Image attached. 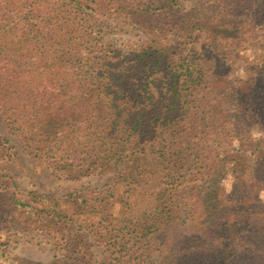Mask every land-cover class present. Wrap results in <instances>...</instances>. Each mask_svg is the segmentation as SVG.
<instances>
[{"label": "trees", "instance_id": "1", "mask_svg": "<svg viewBox=\"0 0 264 264\" xmlns=\"http://www.w3.org/2000/svg\"><path fill=\"white\" fill-rule=\"evenodd\" d=\"M228 1L200 0L202 8L213 3L215 15L190 22L204 8L180 17L165 2L144 0H0V112L32 165L58 178L79 179L134 160V171L122 168L117 185L140 169L145 141L162 137L152 152L170 166L167 175L204 182L174 203L166 199L130 227L125 219L110 220L107 196L88 187L69 193L77 206L99 213V221L92 230L96 243L80 236L65 257L85 259L98 246L99 264H255L244 257L264 253V202L257 192L264 188V137L254 140L249 123L256 117L264 126V105L257 107L254 95L263 83L255 75H233L234 45L220 31L229 26ZM96 5L147 35L206 30L203 62L181 64L172 56L177 48L167 49L155 38L135 46L108 42L109 27ZM260 75L264 80V68ZM217 131L222 141L231 145L237 139L242 148L260 153L252 166L238 150L230 190L217 181L227 157L213 146ZM12 148L0 138L3 157L10 158ZM10 183L16 184L11 176L0 175L1 208H13L24 223L40 229L59 225L57 231L70 241L71 224L56 199L40 194L24 202ZM3 245L5 264H16Z\"/></svg>", "mask_w": 264, "mask_h": 264}, {"label": "rangeland", "instance_id": "2", "mask_svg": "<svg viewBox=\"0 0 264 264\" xmlns=\"http://www.w3.org/2000/svg\"><path fill=\"white\" fill-rule=\"evenodd\" d=\"M144 2L147 4L165 2L180 12L178 14L180 17L182 14L185 16L186 12L192 11V9L203 10L204 8V14L199 12L193 16L194 19L190 18V22L191 20L196 21L197 18L206 19L208 22L215 15L213 3L209 7L204 6L202 8L201 5H198L200 0H144ZM97 12L102 20L108 24L110 32L106 38L108 42L135 46L147 38H155L167 49L174 51L173 48H177V53L172 54V56L177 58L181 64L191 62L199 64L204 60L206 44L209 42V34L206 30L177 31V33L167 34L164 38L161 35H147L138 26L130 24L129 21L113 10H106L98 5ZM225 19H228L226 24L229 26L220 31L231 37L230 42L233 43L227 44L234 45L233 52L236 59L232 69L233 75L241 80H248L255 75L256 80L263 83L260 89L254 91V95L257 97L255 103L257 107L264 105V80L260 75V71L264 68V0H229ZM181 21L184 24L190 23L185 17L181 18ZM222 44L224 45V43ZM246 87L249 88L247 85ZM249 123H252L251 135L253 139L263 138L264 126L261 125L259 118L253 117ZM219 131L216 132L214 143H212L216 150L224 153L227 157L217 181L221 187L230 190L232 182H234L232 168L235 161L233 158L238 155V150L241 151L240 154L244 163L252 166L260 153L242 148L237 139L233 140L231 145L227 141H222ZM243 131L240 132L243 133ZM241 136L243 135L241 134ZM0 138H7L9 145L13 146L10 149V158L0 154V175L11 176L16 182L14 185L10 183L11 190H15L17 196L27 203L33 201V197L40 194L56 199L63 214L68 215L65 221L69 225H73H70L69 229L70 233L73 234L71 235L73 239L71 237L69 241L67 237H62L65 231L61 233L57 231L60 228L59 225L50 230L40 229L35 224L24 223L13 208H8L7 211L4 210L6 208L0 207V242L4 243L3 250L9 259L16 260L18 263L99 264L103 256V249L98 246L92 247V251H95L94 256L89 255L85 259H82L81 255L78 259L65 257L68 247L76 243L74 239L80 238V236L87 235L89 244L96 243L94 236H92V230L94 224L99 221V213L95 214L89 205L77 206L71 200L68 194L77 189L88 187L95 190L94 193L107 196L111 203V208L107 212L110 220L118 222L125 219V225L130 227L132 222L145 221L158 208L156 206L162 204L166 199L174 203V200L181 197L183 193H188L192 187H201L204 184V182H177L171 179V175H167L170 173V166L163 160L158 163L159 154L152 152L162 141V137L148 138L145 141L144 159L136 164L140 169L135 171V175L129 180L122 181L117 185L114 182L122 168L134 171L132 168L134 160L132 162L126 160L125 164L110 163L79 179L58 178L47 170L31 164V158L24 151L22 139L8 128L1 117V112ZM206 138L209 139L210 137ZM230 149L232 150L228 151ZM226 152H230L229 155ZM127 183L130 184L126 185ZM257 192L258 199L264 202V188L260 187ZM164 194L167 197L163 200ZM5 257L1 251L0 264L6 263ZM244 259L251 260L255 264H264V253L260 251L254 254L253 258L244 257Z\"/></svg>", "mask_w": 264, "mask_h": 264}]
</instances>
